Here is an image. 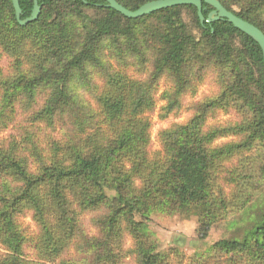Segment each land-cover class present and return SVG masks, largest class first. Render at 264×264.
<instances>
[{"label":"trees","instance_id":"obj_1","mask_svg":"<svg viewBox=\"0 0 264 264\" xmlns=\"http://www.w3.org/2000/svg\"><path fill=\"white\" fill-rule=\"evenodd\" d=\"M116 1L136 11L157 0ZM219 1L264 32V0ZM40 5L39 19L21 26L12 0H0V62L9 60L0 69V134L19 111L28 125L0 143V264H171L183 255L161 250L149 229L154 215L196 218L203 242L235 210L244 219L229 222L232 237L187 264H264V204L247 205L257 175L253 155L264 150L259 44L225 20L202 24L194 6L129 19L105 0ZM20 6L25 20L34 0ZM204 9L207 18L213 8ZM148 57L150 77L133 78L128 62L143 65ZM208 68L218 72L220 94L185 124L162 130L161 151L152 156L159 82L173 85L162 96L169 116ZM232 110L238 121L208 126L211 114ZM43 128L60 136L42 140ZM230 138L236 141L218 144ZM90 212L102 213L92 220L97 237L81 222ZM26 213L38 227L34 237L18 222ZM28 243L36 261L26 257ZM71 251L75 259L66 258Z\"/></svg>","mask_w":264,"mask_h":264},{"label":"rangeland","instance_id":"obj_2","mask_svg":"<svg viewBox=\"0 0 264 264\" xmlns=\"http://www.w3.org/2000/svg\"><path fill=\"white\" fill-rule=\"evenodd\" d=\"M127 57V56H126ZM128 58V57H127ZM9 65V60L4 58L0 62V69L6 70ZM128 73L137 80H147L153 71V58L148 57L143 65H140L139 61L131 59L128 62ZM94 73V72H93ZM92 74V73H91ZM96 74V73H95ZM93 75V82L102 86V80ZM203 80L195 84V87L188 91L182 98L181 108L172 113L169 116H165V112L162 109L165 106V102L162 99L163 94L171 89L172 82L168 78H163L157 87L156 101L157 106L154 112L150 114L152 123L151 128V148L150 153L154 156L161 151V143L159 140V134L162 130L168 129L176 124H185L188 122L196 112L198 105L204 101L212 100L217 97L221 92V85L219 83L218 72L213 68L206 69L203 73ZM87 100L93 103L92 96H86ZM25 115L22 112H18L17 121L13 126H10L8 130L0 134V143L13 137L20 136L22 129H25L28 125L25 122ZM238 121V116L234 110L229 113L223 111H217L211 114L208 121V126L224 125L227 123H233ZM22 127V128H21ZM59 133H53L50 130L41 131L40 138L42 140L49 137H59ZM230 141H236L234 138L220 140L218 144L227 143ZM254 167L257 171L256 177L252 178V187H250L249 203L247 205H263L264 204V173L258 171L257 168L264 166V150H258L253 155ZM247 208H244L246 210ZM102 213H86L82 216V225L85 232L90 236H98L99 233L92 221L96 216L100 217ZM96 217V218H97ZM243 212L238 210L232 211L230 214L231 221H243ZM223 222L215 226L207 240H198V222L196 218L184 219L178 215L168 216L163 214H156L152 217V221L149 223V229L152 234L158 239L161 245V250L164 252H170L172 248L180 249L183 257H173L171 264H187L189 258L193 257L196 252H204L216 242L222 239L231 238L234 228L229 226V222ZM22 230L30 237H34L38 233V227L32 220L30 213L24 214L18 220ZM125 250H131L133 248L132 239L125 236ZM27 259L36 261V254L31 243L26 245L25 249ZM66 258L75 259L73 251L66 256ZM128 264H133L132 259H127Z\"/></svg>","mask_w":264,"mask_h":264},{"label":"water","instance_id":"obj_3","mask_svg":"<svg viewBox=\"0 0 264 264\" xmlns=\"http://www.w3.org/2000/svg\"><path fill=\"white\" fill-rule=\"evenodd\" d=\"M45 0H34V8L29 18L22 20V9L20 6V0H12V4L15 10L16 19L21 26H26L30 23L37 21L41 15L42 6L40 2ZM86 2V0H82ZM107 7L111 8L118 13L129 19H139L145 16H149L156 12L174 8L178 6H194L198 11V17L202 24L207 22L213 24L215 22L225 20L232 24L236 29L252 38L262 49L264 58V32L257 26L251 24L248 21L238 17L233 12L226 9L219 0H157L146 3L138 10L132 11L118 3L116 0H105ZM204 4L209 5L213 10L209 13L208 17L204 16Z\"/></svg>","mask_w":264,"mask_h":264}]
</instances>
